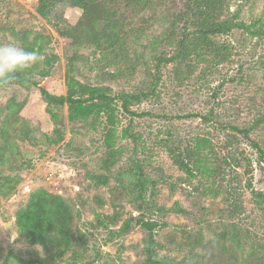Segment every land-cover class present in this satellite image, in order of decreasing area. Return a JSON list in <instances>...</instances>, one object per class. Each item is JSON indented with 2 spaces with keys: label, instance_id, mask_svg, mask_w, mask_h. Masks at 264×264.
<instances>
[{
  "label": "rangeland",
  "instance_id": "1",
  "mask_svg": "<svg viewBox=\"0 0 264 264\" xmlns=\"http://www.w3.org/2000/svg\"><path fill=\"white\" fill-rule=\"evenodd\" d=\"M38 1L0 0V45L41 34L42 59L22 75L53 97L103 91L113 125L97 112L72 120L32 85L0 86V264H148L141 222L156 223L166 264L264 263V162L232 130L251 128L264 153V0H113L93 29L63 3L42 19ZM222 22L231 29L208 31ZM123 92L141 95L129 109L143 117L122 112ZM186 150L190 173L174 162ZM38 193L48 214L21 232Z\"/></svg>",
  "mask_w": 264,
  "mask_h": 264
},
{
  "label": "trees",
  "instance_id": "2",
  "mask_svg": "<svg viewBox=\"0 0 264 264\" xmlns=\"http://www.w3.org/2000/svg\"><path fill=\"white\" fill-rule=\"evenodd\" d=\"M130 3L131 7L135 8H146L149 4L150 0H126ZM64 4L63 6H69V7H77L83 11V20L80 23L81 27H86L89 29H93L94 23L97 22L98 17L96 16V9L108 12L110 11L111 3L114 4L113 0H39L38 6L36 8L37 14L44 20L55 22L57 19V9L60 4ZM236 27H242L247 32L251 33L252 27L244 26L243 24L236 25ZM231 28L226 22L215 24L213 27H211L208 31L213 33H220V32H227ZM254 36L258 35V31H255V33H251ZM45 37H43L41 34H36V36L33 39V43H29L26 46L27 51H35V43L37 40H45ZM182 52V50H181ZM173 59H165L164 61L159 60L160 62H170ZM158 64V65H159ZM158 74V73H157ZM159 77L155 75L153 78V85H152V91L151 94L154 93V90L156 88V83L158 82ZM16 81L20 85H32L33 87L37 88L40 91V94L42 97H44L48 102L55 103V104H61V103H67L69 108L70 117L72 120L77 118H88L95 112L102 113L107 116V120L109 125H113V109L111 105V97H108L103 93V91L99 89L94 88H87L85 86L77 85L78 88L81 90L78 96H74L75 93L73 92L74 86L69 87V91L66 97H53L50 94H48L47 91L40 88L39 85L33 81L32 79L26 78L22 75L21 72H18L15 77L8 81L7 83H0V86H4L7 84H10L11 82ZM229 82H233V79H230ZM120 102V107L122 109V112L126 115H128L131 119L133 118H140L144 116V113H135L129 109V106H131L134 102L138 103L141 101V95H134L130 93H121V95H118L116 97ZM205 119V118H204ZM259 124V121H255L253 125ZM232 130L236 133L241 134L246 140L251 144L253 148L258 150V153L264 162V153L263 151L258 147L256 143L251 141L249 139V132L252 130L251 128L247 129H238L236 127H232ZM192 160V153H189L188 150L178 153L174 157L175 164L185 170L186 172L190 171V165L189 162ZM140 188L143 189L142 183H140ZM44 201L42 193H38L35 196L32 197V203L24 210L20 211L17 216V226L19 231L30 234V229L25 226V218L31 217L34 218L37 215H45L48 214L49 205L43 204ZM178 212L183 213L181 210H178ZM28 224V223H27ZM144 231L147 232V239H146V247L145 252L147 255V263L148 264H166L165 260L158 257V255L155 252V239H154V233L153 230L156 227V223L154 222H141L140 223ZM29 226V225H28ZM36 240H40L39 237H35ZM46 255L48 258H62V254L57 255L53 254L50 251H46ZM236 259V258H235ZM234 259V260H235ZM236 261V260H235ZM65 264H72L69 261H65ZM240 264H248V262L245 260H242ZM260 264H264L262 261H260Z\"/></svg>",
  "mask_w": 264,
  "mask_h": 264
},
{
  "label": "clouds",
  "instance_id": "3",
  "mask_svg": "<svg viewBox=\"0 0 264 264\" xmlns=\"http://www.w3.org/2000/svg\"><path fill=\"white\" fill-rule=\"evenodd\" d=\"M42 57L15 44L0 45V83L12 80L18 72L37 63Z\"/></svg>",
  "mask_w": 264,
  "mask_h": 264
},
{
  "label": "water",
  "instance_id": "4",
  "mask_svg": "<svg viewBox=\"0 0 264 264\" xmlns=\"http://www.w3.org/2000/svg\"><path fill=\"white\" fill-rule=\"evenodd\" d=\"M4 228H5V230L10 234V235H14V233H13V231H12V229H11V223H6L5 225H4Z\"/></svg>",
  "mask_w": 264,
  "mask_h": 264
}]
</instances>
